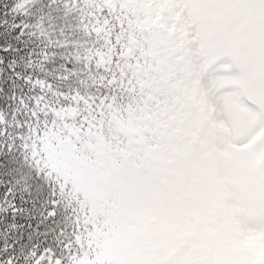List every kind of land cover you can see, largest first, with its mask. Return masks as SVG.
Segmentation results:
<instances>
[{"label":"rangeland","instance_id":"obj_1","mask_svg":"<svg viewBox=\"0 0 264 264\" xmlns=\"http://www.w3.org/2000/svg\"><path fill=\"white\" fill-rule=\"evenodd\" d=\"M103 4L135 9V21L142 26L146 50L141 58H151V63L139 66L137 79L150 105L130 109L124 123L131 133L153 142L156 175L154 180L138 177L104 142L91 144L88 155L77 152L70 139L55 141L61 150L50 167L79 195V208L87 205L83 222L96 255L85 259L93 264H160L179 251L172 264H264V178L252 165L256 142L243 147L255 125L233 102L230 78L218 59L235 57L243 85L264 109V0ZM233 30L236 34L230 36ZM140 40L130 42L133 49ZM189 42L195 43L192 49ZM63 114L69 116L70 109ZM44 139L51 147V135ZM173 178L177 185L172 182L169 196L166 181ZM187 244L193 245L192 254ZM201 248L212 250L208 260L194 257Z\"/></svg>","mask_w":264,"mask_h":264},{"label":"trees","instance_id":"obj_2","mask_svg":"<svg viewBox=\"0 0 264 264\" xmlns=\"http://www.w3.org/2000/svg\"><path fill=\"white\" fill-rule=\"evenodd\" d=\"M103 1L22 0L21 7L20 0H0V6L7 5L0 11L7 10L9 20L0 28V42L21 49L0 56L5 61L15 56L21 68L31 67L44 74L45 83L51 87L55 125L45 134L53 141L70 139L77 152L88 155L91 144L104 142L112 147L116 158L137 170L138 177L154 180L153 142L131 133L124 123L130 109L150 105L144 101L146 91L139 88L137 79L139 66L151 63V58H141L146 50V43L140 40L142 26L135 21V9L112 8ZM14 17L24 32L22 41L15 39ZM134 39L141 42L135 49L130 44ZM33 52L41 55L25 59ZM231 58L237 63L233 55ZM159 102H163V95ZM68 108L71 114L64 116ZM172 182L174 178L167 180L170 191L177 185ZM68 193L76 203V214L68 222L75 235L69 264H93L85 258L94 257L96 246L87 244L84 226L78 224L87 207L79 208L77 202L82 200L69 185Z\"/></svg>","mask_w":264,"mask_h":264},{"label":"snow or ice","instance_id":"obj_3","mask_svg":"<svg viewBox=\"0 0 264 264\" xmlns=\"http://www.w3.org/2000/svg\"><path fill=\"white\" fill-rule=\"evenodd\" d=\"M8 23V11H0V28ZM12 30L22 41L24 32L15 17ZM14 51L21 49L0 42V53ZM40 55L33 52L25 59ZM0 80V264H69L75 235L68 222L76 203L67 183L50 167L61 150L44 139L55 127L51 87L43 73L21 68L15 56L7 61L0 56Z\"/></svg>","mask_w":264,"mask_h":264}]
</instances>
